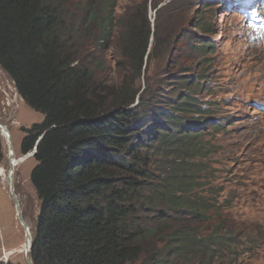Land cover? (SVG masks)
<instances>
[{
  "label": "trees",
  "instance_id": "16d2710c",
  "mask_svg": "<svg viewBox=\"0 0 264 264\" xmlns=\"http://www.w3.org/2000/svg\"><path fill=\"white\" fill-rule=\"evenodd\" d=\"M71 1L0 0V70L24 103L45 117L42 124L24 129L20 146L22 155H28L41 138L30 174L38 201L32 264H236L241 248L237 227L223 215L211 190L207 196L197 190L206 187L200 183L205 169L194 159L211 154L198 128L208 121L209 130H223L211 117V102L198 99L205 71L184 75L187 80L180 84L185 91L166 102L124 87L107 105L75 42L94 27L97 46L108 44L116 0L98 6L97 0L76 3L77 8L85 6L84 20L91 25L81 29L68 23ZM196 28L208 32L205 25ZM150 35L149 22L142 19L139 27L133 24L120 33L123 57L137 73L152 54ZM197 44L198 54L216 51ZM193 67L180 66L179 73ZM137 96L139 106L133 108ZM154 135L178 157L158 182L151 181L149 154L144 152ZM4 156L0 134V165ZM146 189L151 196L143 202L165 205L171 215L162 211L138 219ZM185 212L193 224L177 229Z\"/></svg>",
  "mask_w": 264,
  "mask_h": 264
},
{
  "label": "rangeland",
  "instance_id": "374dc122",
  "mask_svg": "<svg viewBox=\"0 0 264 264\" xmlns=\"http://www.w3.org/2000/svg\"><path fill=\"white\" fill-rule=\"evenodd\" d=\"M80 2L72 0L68 9V23L71 21L75 29L91 26L84 20L85 6H75ZM106 2L97 0V6ZM113 16L114 33L103 48L97 46L98 30L94 27H88V34L80 35L75 42L82 63L94 70V83L107 105L111 106L124 87L131 92L138 91L139 96L152 98L154 95L166 102L185 91L180 84L187 80L188 76L184 75L205 71L198 99L201 103L211 102L214 112L211 117L223 124V130L220 133L209 130L208 121L198 128L202 129L206 150L211 151L209 158L205 159L203 153L194 159L200 162L197 167L202 172L205 169L201 176L205 180L200 183L206 187L199 186L197 190L202 194L198 195L207 196L211 190L223 215L237 227L241 248L234 258L236 264H264V41L250 36L244 20L231 10L228 0H116ZM141 19L149 22L148 52L152 50V54L146 57L142 70L137 73L134 63L123 57L125 46L120 33L128 32L133 24L139 27ZM197 24L205 25L208 32L199 31ZM196 41L215 46L216 51L198 54L194 50V45L199 47ZM180 66L194 67L191 72L181 74ZM151 102L155 104L156 98ZM138 106L137 96L131 107ZM44 118L21 100L11 80L0 70V123L10 132L16 158L23 156L20 146L26 136L24 129L42 124ZM156 138L151 136L150 145L144 150L149 154V170L154 175L152 182L168 174L170 166L178 159L176 153L171 152V146L166 150ZM3 148L0 261L27 264L25 231L17 220L8 183L1 175L3 169L10 170L8 146L4 140ZM36 164L32 157L26 158L15 169L11 181L31 237L38 214V201L30 182ZM142 196L138 219H151L162 211L171 215L165 205L150 203L147 206L143 202L150 200V189L143 191ZM185 216L186 212L182 215L184 220L177 222V229L186 223L193 224Z\"/></svg>",
  "mask_w": 264,
  "mask_h": 264
},
{
  "label": "water",
  "instance_id": "95a60500",
  "mask_svg": "<svg viewBox=\"0 0 264 264\" xmlns=\"http://www.w3.org/2000/svg\"><path fill=\"white\" fill-rule=\"evenodd\" d=\"M0 134H1V137L3 138V140L6 141V144L8 146V157L10 159L11 158L15 159V154L13 152L12 143H11L10 132L8 131L7 127L3 126L1 123H0ZM40 140H41V138L37 141L33 152L28 154L29 157L34 156V154L36 153V148H37V145H38ZM28 156L26 155L24 157V159H26ZM10 170H11V172L13 171V166H10ZM8 186H9V189H10L11 197H12V199L14 201V204H15L17 220H18L19 224L23 227V229L25 231V257H26V262H27V264H32V261H31L30 256H29L30 251H31V247H32V237H31L30 228L26 224V222L24 221L23 217L21 216L18 199H17V196L14 193L11 181H8Z\"/></svg>",
  "mask_w": 264,
  "mask_h": 264
},
{
  "label": "bare ground",
  "instance_id": "6f19581e",
  "mask_svg": "<svg viewBox=\"0 0 264 264\" xmlns=\"http://www.w3.org/2000/svg\"><path fill=\"white\" fill-rule=\"evenodd\" d=\"M261 54H262V53H261ZM262 56H264V55H262ZM20 159H21V160H20ZM25 160H26V159H24V157H21V158H15V159L11 158V159H10V166H13V171L11 172V170H5V169H3V170L1 171V175L3 176V180H5L7 183H8V181H12L15 169H16L20 164L24 163ZM5 181H4V182H5Z\"/></svg>",
  "mask_w": 264,
  "mask_h": 264
},
{
  "label": "crops",
  "instance_id": "0c3cea01",
  "mask_svg": "<svg viewBox=\"0 0 264 264\" xmlns=\"http://www.w3.org/2000/svg\"><path fill=\"white\" fill-rule=\"evenodd\" d=\"M22 100V99H21Z\"/></svg>",
  "mask_w": 264,
  "mask_h": 264
}]
</instances>
